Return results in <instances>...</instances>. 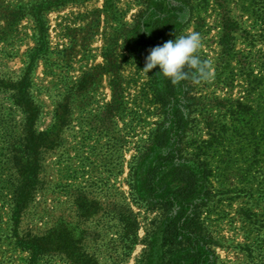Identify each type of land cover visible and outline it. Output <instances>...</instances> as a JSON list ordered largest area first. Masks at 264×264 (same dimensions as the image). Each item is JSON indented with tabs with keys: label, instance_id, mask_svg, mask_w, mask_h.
Returning a JSON list of instances; mask_svg holds the SVG:
<instances>
[{
	"label": "rangeland",
	"instance_id": "1",
	"mask_svg": "<svg viewBox=\"0 0 264 264\" xmlns=\"http://www.w3.org/2000/svg\"><path fill=\"white\" fill-rule=\"evenodd\" d=\"M0 2V79L29 72L39 110L33 128L47 133L36 185L14 223L13 195L30 167L23 114L8 91L0 92V264H138L164 218L135 184L163 106L159 66L143 70L153 46L133 37H153L154 28H168L166 40L200 33L194 55L209 76L191 77L181 87L193 104L184 138L190 153L208 140V121L230 123L224 105L255 98L246 87L250 71L258 72L264 41L253 43L251 35L264 22L251 14V0ZM38 4L45 10L36 22L30 6ZM224 28H234L229 54L220 45ZM38 47L42 52L32 60ZM236 141L202 156L211 170L203 218L218 264H264V157L252 163L248 143ZM25 238L40 241L45 251L33 258L16 245Z\"/></svg>",
	"mask_w": 264,
	"mask_h": 264
},
{
	"label": "trees",
	"instance_id": "2",
	"mask_svg": "<svg viewBox=\"0 0 264 264\" xmlns=\"http://www.w3.org/2000/svg\"><path fill=\"white\" fill-rule=\"evenodd\" d=\"M0 5L2 6V2ZM250 6L254 18L264 22V0H251ZM43 10L45 4L30 6L31 16L36 22L39 21L38 16ZM4 11L8 15L15 14L9 7H5ZM226 25L231 26L229 21ZM154 29L156 30L152 32L153 37L135 36L134 42L156 46L158 44H154L153 39L165 42L166 37L170 35L168 28ZM233 29H223L220 45L224 54H229L233 50L229 35V31ZM251 40L253 43L256 40L264 41V28L258 35H251ZM41 52L40 47L35 49L31 53L32 60ZM259 58L261 63L258 72L254 74L250 71L252 80L246 87L247 91L253 92L255 98L250 100L246 96L247 101H250L244 102L240 98L229 102L227 107L224 105L230 123L219 121L216 125L208 121V140L199 146H193V152L190 153L186 152L184 138L190 127L189 114L193 104L190 102L191 99L185 97L186 94L181 93V87L191 81L187 79L192 77L191 73L196 66H189L188 71L185 70L189 74L175 84L162 76L158 95L163 106V120L157 125L151 137L150 148L144 150L143 163L135 184H138L137 188L142 196L152 201L162 211L164 218L158 239L143 250L138 264H218L214 250L217 244L203 218L204 210L211 198L208 182L211 170L206 157L202 156L224 146L230 138H236L238 144L248 143L252 163H258L264 157V54ZM28 75L29 72L27 74L23 70L21 77L14 81L4 82L0 79V92L8 91L17 101L23 114L25 154L30 167L13 195L11 220L14 223L19 221L22 210L30 201L31 192L37 182L39 154L45 148L44 136L47 135L33 128L39 110L31 99ZM2 156L4 160L0 159V164L5 161L4 155ZM243 215L247 220L254 216L249 209L243 210ZM16 245L30 250L33 258L45 251L44 244L35 239L17 240ZM31 262L30 264H34Z\"/></svg>",
	"mask_w": 264,
	"mask_h": 264
},
{
	"label": "clouds",
	"instance_id": "3",
	"mask_svg": "<svg viewBox=\"0 0 264 264\" xmlns=\"http://www.w3.org/2000/svg\"><path fill=\"white\" fill-rule=\"evenodd\" d=\"M200 46L199 32L192 31L186 35L175 36L174 40H166L149 50L145 57L143 70L148 73L154 67L159 66L157 73L169 78L175 84L189 74L185 71L186 67L195 65V70L191 73L192 77L194 79L207 78L209 72L205 68V62L194 55Z\"/></svg>",
	"mask_w": 264,
	"mask_h": 264
}]
</instances>
